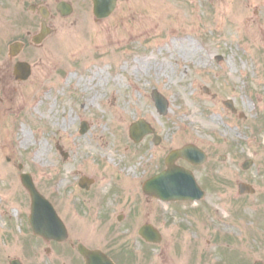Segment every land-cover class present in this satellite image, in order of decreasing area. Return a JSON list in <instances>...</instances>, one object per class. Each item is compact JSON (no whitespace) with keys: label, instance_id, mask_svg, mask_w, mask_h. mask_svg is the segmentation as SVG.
<instances>
[{"label":"rangeland","instance_id":"1","mask_svg":"<svg viewBox=\"0 0 264 264\" xmlns=\"http://www.w3.org/2000/svg\"><path fill=\"white\" fill-rule=\"evenodd\" d=\"M122 6L100 21L91 4L66 19L56 15V32L27 58L33 74L25 82L9 67V45L24 31L12 15L0 14V264L22 257L30 237L24 172L46 198L67 205L78 197L89 214L92 193L78 181L93 177L103 194L120 192L115 214H154L166 237L181 231L187 243L221 236L217 255L224 264L263 256L259 237L261 252L252 245L264 230V0H130ZM30 18L26 29L35 30L38 17ZM153 89L168 99L167 115L157 111ZM139 119L156 130L159 145L152 135L131 141L130 125ZM82 121L90 124L83 135ZM98 130L104 141L95 146ZM40 142L49 148L44 163L35 159ZM189 143L209 154L207 164L194 168L205 199L147 201L141 182L164 166L170 150ZM247 160L253 164L244 170ZM131 179L138 182L134 188ZM239 182L256 193L239 196ZM133 245L137 261L152 260L144 245Z\"/></svg>","mask_w":264,"mask_h":264},{"label":"flooded vegetation","instance_id":"2","mask_svg":"<svg viewBox=\"0 0 264 264\" xmlns=\"http://www.w3.org/2000/svg\"><path fill=\"white\" fill-rule=\"evenodd\" d=\"M128 1L130 0L119 1L117 11ZM90 4L92 3L89 0H0V14L12 15L13 22L24 30L30 25V15H38L40 25L45 23L53 34L57 30V21H54L56 15L64 19L61 16L63 13L72 14L79 9L88 12ZM42 14H46L47 18L43 19ZM38 32L39 30L32 32L27 29L25 35L16 40L23 43V49L17 56L11 57L9 67L14 68L18 61H27L34 49L42 46L32 42V37ZM97 185L98 181L95 179L91 188L86 190L92 193V197H89L93 205L90 214L86 213L89 210H85V202H81L78 197L69 198L67 205L59 201L56 204L60 219L66 228L64 239L49 240L35 235L30 228V237L21 257L23 264H224L216 261V254L208 251L206 247L207 244H213L218 249L221 236L214 235L206 240L202 236V243L193 240V244L187 243L181 231H175L174 235L166 237L154 214L143 216L137 210L133 213L115 214L120 205L116 198L120 192L113 189L109 194H103ZM146 198L148 201L154 200ZM144 227L158 230L161 234L159 242L147 243L141 235ZM257 237L261 239V245H264L263 230L261 235L254 236L253 250L244 246L260 253L262 249L258 245ZM133 243L144 245L152 260L147 263L137 261V256L134 255L136 246ZM84 251L91 252V255L86 256ZM255 261L264 264V255L260 254L246 264H254Z\"/></svg>","mask_w":264,"mask_h":264},{"label":"water","instance_id":"3","mask_svg":"<svg viewBox=\"0 0 264 264\" xmlns=\"http://www.w3.org/2000/svg\"><path fill=\"white\" fill-rule=\"evenodd\" d=\"M95 1V16L97 18L108 17L116 7L117 0H94ZM28 64H18L17 71L20 72V78H26L29 73ZM18 72V73H19ZM154 100L156 101L159 111L163 114L167 113L168 101L157 91L153 92ZM227 105L233 109L232 103L228 102ZM143 125V126H142ZM142 121L134 123L131 128V135L137 140L144 134L150 133ZM179 157H184L190 162L195 164H201L206 160L205 154L194 145H187L182 149L173 151L167 159L169 169L161 173L160 175L150 179L145 184V190L152 191V188L156 187L158 197L164 200L172 199H199L203 196V192L196 183L193 174L180 167L174 165V161ZM252 162L246 163L245 167H248ZM22 180L25 187L31 193L32 204V216L31 223L34 230L38 234L46 235L50 238H58L55 226L52 228H45L39 226L43 222H58V217L51 206V204L45 200V198L36 189L32 177L28 174L22 175ZM241 192H253L252 188L246 184H240ZM153 194V193H151ZM14 262L13 264H15Z\"/></svg>","mask_w":264,"mask_h":264},{"label":"bare ground","instance_id":"4","mask_svg":"<svg viewBox=\"0 0 264 264\" xmlns=\"http://www.w3.org/2000/svg\"><path fill=\"white\" fill-rule=\"evenodd\" d=\"M235 22H237V20H235ZM98 76H100V75L98 74ZM95 98H96V97H94V98L90 101V104H92V101H93ZM94 101H95V100H94ZM94 101H93V102H94ZM51 112H52V110H51V109H48V113H49V115L51 114ZM47 115H48V114H47ZM47 117L49 118V116H47ZM102 135H103L102 130H98V133L95 134L94 139H93V142H94L95 146L99 145V140H100V141H104L103 138H102ZM24 137H25V140H24L23 144H26V145L30 144V143H31V141H30V135L25 133V136H24ZM40 145H41V147H40V148L36 151V153H35V159H36V160H39L40 162H43V163H44L45 158H46L47 156H49L48 143L40 142ZM105 145H106V142L103 143V146H105ZM145 154H146V153H145ZM46 161H48V160H46ZM110 163H114V162L111 161ZM45 164H47V166H48V163H45ZM121 165H122V162H119V163H115V164L113 165V167H114L115 169H117V168H119ZM43 166H44V165H43Z\"/></svg>","mask_w":264,"mask_h":264}]
</instances>
